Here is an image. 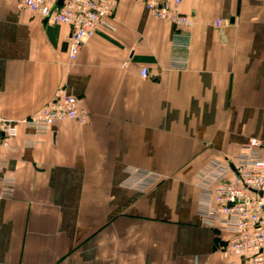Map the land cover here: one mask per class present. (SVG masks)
Here are the masks:
<instances>
[{
    "label": "crops",
    "instance_id": "1",
    "mask_svg": "<svg viewBox=\"0 0 264 264\" xmlns=\"http://www.w3.org/2000/svg\"><path fill=\"white\" fill-rule=\"evenodd\" d=\"M180 10L193 19L190 40L123 0L73 60L68 25L0 0V116L26 119L62 92L87 118L58 123L35 147L20 127L6 152L16 187L0 200V264L231 259V235L198 216L196 176L264 141V0H184ZM135 169L158 182L137 183Z\"/></svg>",
    "mask_w": 264,
    "mask_h": 264
},
{
    "label": "built area",
    "instance_id": "2",
    "mask_svg": "<svg viewBox=\"0 0 264 264\" xmlns=\"http://www.w3.org/2000/svg\"><path fill=\"white\" fill-rule=\"evenodd\" d=\"M123 0H16L21 10L51 24H65L71 28L68 54L79 57L87 41L97 29L115 16ZM156 18L171 22L175 38L190 40L192 17L183 14L184 0H136ZM223 23L217 22V26ZM143 78L148 69L141 70ZM79 98L64 93L45 105L36 114L13 120L0 116V200L11 199L16 182L8 173L6 152L17 149L13 144L23 126L33 132L25 146L35 147L40 137L48 134L58 123L77 120L86 123ZM137 183L155 184L159 178L152 172L129 170ZM200 189L198 216L203 226L231 235L222 249L229 259L226 264H264V141L254 138L244 146L233 161H212L197 173ZM133 186V184H132ZM197 264H207L197 262Z\"/></svg>",
    "mask_w": 264,
    "mask_h": 264
},
{
    "label": "water",
    "instance_id": "3",
    "mask_svg": "<svg viewBox=\"0 0 264 264\" xmlns=\"http://www.w3.org/2000/svg\"><path fill=\"white\" fill-rule=\"evenodd\" d=\"M59 3H61V0H59Z\"/></svg>",
    "mask_w": 264,
    "mask_h": 264
}]
</instances>
